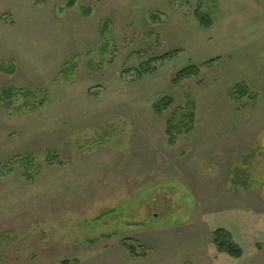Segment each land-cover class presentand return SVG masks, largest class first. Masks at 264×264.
<instances>
[{
  "label": "rangeland",
  "instance_id": "374dc122",
  "mask_svg": "<svg viewBox=\"0 0 264 264\" xmlns=\"http://www.w3.org/2000/svg\"><path fill=\"white\" fill-rule=\"evenodd\" d=\"M65 263L264 264V0H0V264Z\"/></svg>",
  "mask_w": 264,
  "mask_h": 264
},
{
  "label": "trees",
  "instance_id": "16d2710c",
  "mask_svg": "<svg viewBox=\"0 0 264 264\" xmlns=\"http://www.w3.org/2000/svg\"><path fill=\"white\" fill-rule=\"evenodd\" d=\"M200 22L204 25L209 24L208 21L202 18H200ZM171 57L172 56L170 55H165L163 57H160L159 59H155L154 61L141 65L135 73H131L132 80L134 82L140 81L147 75L154 74L155 72H157L159 68L157 65H154V63H163L167 61L168 59H170ZM212 62L214 61L211 60L208 63V65L212 64ZM199 74H200L199 67L190 66L178 72L173 80V83L180 84L188 79L197 77ZM235 91H237V93L239 94V99L249 95L248 89L244 85L237 86L235 88ZM230 97L233 101L239 100L238 96L235 93H231ZM171 105H172V100L170 98H165L160 103L154 106V110L156 113L162 114L164 111L168 110L171 107ZM213 242H214V246L216 247L218 253L225 254V255H228L230 257L237 258V259L242 258L243 250L242 248L238 246V244H236L232 240L229 232L223 229L216 230L214 232ZM130 250L132 253L135 254V249L133 247H130Z\"/></svg>",
  "mask_w": 264,
  "mask_h": 264
}]
</instances>
